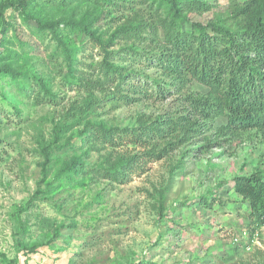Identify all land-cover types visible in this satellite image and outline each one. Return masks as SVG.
I'll list each match as a JSON object with an SVG mask.
<instances>
[{
    "label": "rangeland",
    "instance_id": "rangeland-1",
    "mask_svg": "<svg viewBox=\"0 0 264 264\" xmlns=\"http://www.w3.org/2000/svg\"><path fill=\"white\" fill-rule=\"evenodd\" d=\"M126 1L116 9L91 0H32L27 10L7 13L0 63H12L21 74L0 75V264H264V220L233 188L235 176L264 165V144L254 133L231 141L216 134L224 118L209 121L169 156L142 159L125 179L103 175L111 152L145 148L132 146L128 137L118 147L97 144L87 121L125 128L170 113L176 105L175 95L170 100L150 96L152 78L159 75L146 59L129 56L137 42L117 39L107 47L109 59L129 75L118 86L108 82L112 90L107 92L115 89V94L66 131L62 149L53 148L49 159L45 154L61 114L91 94L85 79L102 76L105 50L91 35L66 29L64 36L77 45L71 71L51 34L38 30L27 15L89 17L93 11L99 17L90 16V30L108 39L117 26L114 18L146 6ZM202 1L212 9L190 18L207 23L242 0ZM33 75L43 78L50 95ZM188 89L208 90L197 81Z\"/></svg>",
    "mask_w": 264,
    "mask_h": 264
},
{
    "label": "trees",
    "instance_id": "trees-1",
    "mask_svg": "<svg viewBox=\"0 0 264 264\" xmlns=\"http://www.w3.org/2000/svg\"><path fill=\"white\" fill-rule=\"evenodd\" d=\"M91 1L97 6L116 9L127 5L126 0ZM31 2L4 0L0 4V32L8 30L7 13L10 10L23 12ZM140 2L146 4L143 9L130 7L127 16L114 18L117 26L108 39H102L90 30L93 11L88 12L89 17H76L74 13L51 19L27 15V20L34 18L38 30L51 34L71 71L77 45L64 36L66 29H79L83 34L91 35L105 50L100 62L102 76L84 81L91 94L82 105L72 104L55 123L53 137L44 146L48 159L53 148L62 149L59 142L70 127L81 123L84 117L86 119L101 106L105 98L115 94V89L107 92L112 88H106V84L111 82L118 86L129 75L124 66L109 59L111 53L107 47L117 39L137 42L140 46L130 49L129 56L146 59L149 67L156 68L159 77L152 78L154 87L150 96L156 94L162 96L161 100H170L175 95L176 105L170 113L153 120H139L125 128L106 127L102 120L85 123V127L94 128L93 137L97 144L118 147L120 140L128 137L132 146L145 148L141 153L117 152L116 156L111 152L107 161L109 166L103 169L106 178L112 181L125 179L128 169L135 168L136 164L139 166L142 159L161 160L169 156L184 142L202 133L209 121L216 122L221 118L225 121L218 126L217 136H228L232 141L241 133L249 132L264 144V0L237 1L232 9L217 13L207 23L193 21L190 13L210 11L213 5L208 1ZM92 17L98 19L99 16ZM19 74L12 63H0V75L16 78ZM33 77L45 96L50 95V88L43 78ZM192 81L205 85L208 90L191 91L188 86ZM122 98L129 103L136 101L130 95H122ZM233 188L248 201L252 214L264 220V165L250 174L235 176ZM38 246L33 245L31 250L35 251Z\"/></svg>",
    "mask_w": 264,
    "mask_h": 264
}]
</instances>
